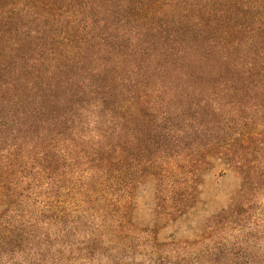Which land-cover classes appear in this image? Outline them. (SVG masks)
<instances>
[{
    "label": "rangeland",
    "instance_id": "rangeland-1",
    "mask_svg": "<svg viewBox=\"0 0 264 264\" xmlns=\"http://www.w3.org/2000/svg\"><path fill=\"white\" fill-rule=\"evenodd\" d=\"M57 1V21L51 23L56 31L79 33L86 19L93 20L83 0ZM130 2L138 7L134 14L142 15L164 3ZM102 6L94 18L110 26L109 4ZM149 26L153 36L142 42L149 53L140 57L146 73L154 75L148 83L138 80L158 90L154 111L74 123L63 134L73 150L67 142L50 165L56 184L51 197L29 179L23 184L29 197L1 207L0 264H264V161L259 174L252 171L256 154L247 157L242 176L218 160L195 173V161L204 160L212 136L226 146L246 123L264 137L260 119L245 121L254 111L249 92L217 101L220 111L212 116L203 115L211 112L210 100L196 113L194 104L211 94L182 86L183 76L158 74V52L147 59L158 51V16ZM55 112L65 114L63 107ZM89 186L93 192L83 196ZM51 202L55 208L45 211Z\"/></svg>",
    "mask_w": 264,
    "mask_h": 264
},
{
    "label": "trees",
    "instance_id": "trees-1",
    "mask_svg": "<svg viewBox=\"0 0 264 264\" xmlns=\"http://www.w3.org/2000/svg\"><path fill=\"white\" fill-rule=\"evenodd\" d=\"M96 1L80 2L93 11L88 15L93 20L86 19L81 32L67 36L51 24L57 21V0H0V209L29 197L23 187L29 179L45 186L51 197L56 184L50 165L57 162L55 150L60 154L72 142L64 135L77 127L74 123L125 120L139 110L154 111L158 90L138 79L148 83L154 75L146 73L140 56L149 53L142 51V42L147 34L153 36L149 25L156 16L158 51L153 49L147 59L158 52V74L183 76L182 86L211 94L194 104L196 113L210 100L211 112L203 115L212 116L220 111L217 101L246 90L254 111L245 121L256 118L259 127L264 124V0H159L158 10L143 15L134 14L138 7L130 0ZM103 4H109L112 26L94 18ZM126 55L135 61L123 59ZM59 107L64 116L55 112ZM237 130L226 146L211 137L204 160L195 161V173L201 164L218 160L242 176L250 154H256L251 163H256L252 171H258L264 137L246 123ZM261 170L264 175V165ZM90 192L92 186L83 196ZM49 207L45 211L55 208L52 202Z\"/></svg>",
    "mask_w": 264,
    "mask_h": 264
}]
</instances>
